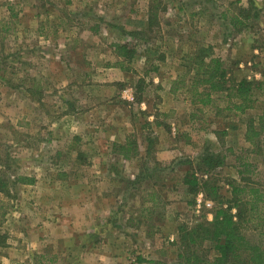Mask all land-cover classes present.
<instances>
[{"label": "rangeland", "instance_id": "rangeland-1", "mask_svg": "<svg viewBox=\"0 0 264 264\" xmlns=\"http://www.w3.org/2000/svg\"><path fill=\"white\" fill-rule=\"evenodd\" d=\"M202 48L261 82L253 108L196 102ZM0 173V264H182L179 230L212 220L228 182L264 190V0H0Z\"/></svg>", "mask_w": 264, "mask_h": 264}, {"label": "trees", "instance_id": "trees-1", "mask_svg": "<svg viewBox=\"0 0 264 264\" xmlns=\"http://www.w3.org/2000/svg\"><path fill=\"white\" fill-rule=\"evenodd\" d=\"M117 47L119 55L125 61L130 62L133 59L132 51L126 44H119ZM202 51L203 53L194 57L193 62L197 65L198 83L205 86L207 93L196 102L201 105L208 104L212 100L209 92L225 91L229 98L237 99L232 104L236 111L243 113L253 108L256 103V99L252 96L253 91L260 88L261 82L246 78L230 81L225 77L220 59L213 56L208 48H202ZM230 82L232 85L228 86ZM200 94L201 92L198 95ZM131 149L132 145L127 143L117 144V153L124 159L138 155L136 148H134L135 152L130 154ZM198 159L205 173L222 162L218 155L209 150L203 152ZM15 181L32 184L35 178L18 176ZM184 183L191 187L190 190L199 184L194 175H191V178L185 177ZM228 185L231 197L217 201V207L212 212V220H204L184 231L179 230L182 250L178 256L182 259V264H264V230L250 229L248 226L253 214L259 208V202H264V190L253 184L248 186L233 180L228 182ZM7 189V181L0 173V193L6 195ZM209 191L217 193L218 189L216 186H209ZM260 220L261 225L264 226V216H261ZM4 240L0 242V246L4 245ZM205 243H211V246L206 247Z\"/></svg>", "mask_w": 264, "mask_h": 264}, {"label": "crops", "instance_id": "crops-1", "mask_svg": "<svg viewBox=\"0 0 264 264\" xmlns=\"http://www.w3.org/2000/svg\"><path fill=\"white\" fill-rule=\"evenodd\" d=\"M13 255H11L9 258H4L2 261H1V264H19L17 261H15L14 258H12ZM139 260H141L139 258ZM39 264V263H38Z\"/></svg>", "mask_w": 264, "mask_h": 264}, {"label": "built area", "instance_id": "built-area-1", "mask_svg": "<svg viewBox=\"0 0 264 264\" xmlns=\"http://www.w3.org/2000/svg\"><path fill=\"white\" fill-rule=\"evenodd\" d=\"M201 195V194H200ZM207 205H209V203L206 202Z\"/></svg>", "mask_w": 264, "mask_h": 264}]
</instances>
